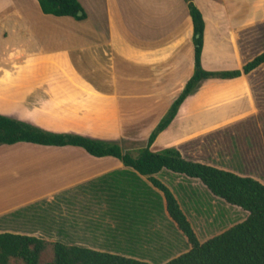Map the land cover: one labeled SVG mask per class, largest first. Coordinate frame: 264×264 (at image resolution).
Wrapping results in <instances>:
<instances>
[{
  "label": "crops",
  "instance_id": "1",
  "mask_svg": "<svg viewBox=\"0 0 264 264\" xmlns=\"http://www.w3.org/2000/svg\"><path fill=\"white\" fill-rule=\"evenodd\" d=\"M78 1L83 20L44 14L38 0H0V115L122 147L140 129L150 134L192 76V19L185 0ZM192 1L205 21L203 68L222 69L216 60H205L211 51L215 59L234 58L240 69L244 46L237 30L264 24V0ZM205 6L215 23L225 25L213 49L207 42ZM54 23L62 30L52 26L50 31L48 24ZM247 76L203 81L151 150L179 149L192 137L253 113ZM210 80L222 84L207 90ZM1 146L15 158L7 162L0 157V219L23 209L22 218L34 217L40 225L13 233L43 231L47 212L31 209L35 202L52 199L62 202L60 209L69 207L71 217L59 213L51 218L48 233L65 238L72 230L82 234L83 243L70 238L69 244L152 263L138 250L147 247L153 227L169 216L152 209L163 194L146 177L116 158L94 157L80 147ZM6 174L14 181L1 178ZM155 177L173 194L170 182L190 180L166 170Z\"/></svg>",
  "mask_w": 264,
  "mask_h": 264
},
{
  "label": "trees",
  "instance_id": "2",
  "mask_svg": "<svg viewBox=\"0 0 264 264\" xmlns=\"http://www.w3.org/2000/svg\"><path fill=\"white\" fill-rule=\"evenodd\" d=\"M192 19L194 69L183 90L150 132L146 145L136 156L123 151L116 142L89 138L76 134L52 133L30 124L0 115V145L32 143L45 146H74L84 149L94 157H113L124 166L146 177L151 185L163 194L156 196L152 209L159 214L167 212L169 218L186 237L190 249L164 264H264V184L258 180L240 176L205 163L182 156L177 148L169 147L152 151L151 146L172 122L184 100L193 94L205 80L235 79L249 75L264 64V51L246 62L240 69L206 70L202 66L205 21L192 0H185ZM42 13L56 17H72L83 20L86 14L78 0H38ZM162 170L199 180L215 197L248 212V217L224 232L201 243L173 192L155 175ZM18 210L10 217L19 215ZM9 216H4L5 219ZM0 219V220H1ZM48 243L34 236L13 232H0V264L12 260L21 264H152L133 257L102 252L86 247L53 242L52 258L41 261Z\"/></svg>",
  "mask_w": 264,
  "mask_h": 264
},
{
  "label": "rangeland",
  "instance_id": "3",
  "mask_svg": "<svg viewBox=\"0 0 264 264\" xmlns=\"http://www.w3.org/2000/svg\"><path fill=\"white\" fill-rule=\"evenodd\" d=\"M210 9L209 6L204 7L208 19L207 31L210 35L207 42L213 49L215 44L221 42L218 36L225 35V25L215 23L214 18L210 16ZM48 29L57 32L61 28H58V24L54 23L48 24ZM237 36H239L241 46H244L242 59L245 63L264 51V24L241 25L237 30ZM205 60L208 62H215L216 60L218 65L222 67L221 70L236 69L235 67L238 66L234 58L215 59L211 51L206 55ZM247 79L251 85L256 110L241 119L224 122L201 135L190 138L180 144L178 150L186 159L205 163L240 176L252 177L264 184V64L251 72ZM215 84L222 83L210 80L206 85L207 90ZM144 131L145 128L140 129L133 140L123 142L122 150L129 151L133 156H136L138 151L146 145L149 136H145ZM159 150L153 148V151L158 152ZM0 157L7 162L9 160L13 162L15 158L11 156L10 149L6 146H1ZM7 177L14 181V176H9V174L1 178L7 179ZM184 180L170 183L181 209L201 243L248 217V212L213 196L199 180ZM60 203L62 202L52 201V199L38 201L31 209L32 211L36 208L37 212L41 209L46 211L49 216L47 225L43 226V231L30 232V236L41 238L48 243L46 250L41 255L42 262H47L52 258L51 244L53 242L60 241L69 244L70 238H72L77 243H83L79 240L82 234H73L72 230L71 236L69 234L65 238L57 237L53 231L48 233V229L52 227L49 225L51 218L57 219L59 213L71 217L69 207L65 205L64 208L60 209ZM39 227V220L31 216L22 218V215H19L0 220V231L28 233L27 231H35ZM153 228L155 229L152 231L156 232L152 240L149 241L146 248L138 250L144 259L153 264H164L190 249L186 237L170 218L160 220ZM10 264L21 263L12 260Z\"/></svg>",
  "mask_w": 264,
  "mask_h": 264
}]
</instances>
